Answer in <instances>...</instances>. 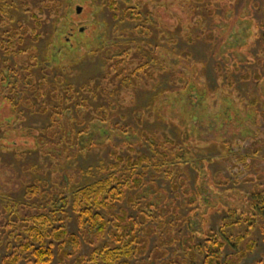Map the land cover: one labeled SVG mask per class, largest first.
<instances>
[{
    "label": "trees",
    "instance_id": "trees-1",
    "mask_svg": "<svg viewBox=\"0 0 264 264\" xmlns=\"http://www.w3.org/2000/svg\"><path fill=\"white\" fill-rule=\"evenodd\" d=\"M22 1L28 7L29 0ZM58 1L49 0L57 18L68 16L71 4ZM107 4L115 20H143L137 7H128L121 14L118 0H108ZM6 5L7 0H0V29L9 26L0 38V93H6L4 100L17 115L23 113L22 105L49 114L51 124L39 132L26 126L32 141L29 148L44 155H47V147L54 149L50 155L54 159L53 165L58 167L55 179H36L27 186L26 204L6 200L0 206V248L8 252L2 256L0 264H52L55 258L59 264H241L256 248L253 236L257 229L264 241V170L256 167L255 176L236 180L238 184L245 181L247 185L240 206L222 201L212 203L201 177L202 168L208 170L212 160L194 159L201 165V170L198 169L196 161L191 160V157L195 158L192 143L187 142L192 140L187 135L191 131L185 132L182 128L178 139L164 131L144 132L138 141L147 144L149 153L138 151L136 142L122 138L115 143L110 137L104 138L101 144L112 145L113 158L105 166V176L73 189V176L80 182L83 171L80 168L68 170L62 160L68 161L78 153L99 146L93 138L84 141L95 131L92 124L99 121L110 130H123L113 121L118 116L116 109L121 106L120 102L111 100V107L102 104L92 117L86 118V112L92 107L87 95L98 92L110 98L120 91V85L156 84L157 74L148 61L132 67V52L140 51L141 47L126 38L106 46L101 42L91 48L89 53H99L104 59L102 79H90L82 84L70 82L64 70L75 63L60 65L49 61L61 38L57 37L58 30L49 35L48 51L43 55L29 48L19 49L27 37L38 41L42 34L37 31L32 36L29 25L12 24L13 18L8 15ZM46 6L43 2L40 15L44 14ZM40 15H32L39 27L43 21ZM139 27L144 31V25ZM257 29L255 24L251 41L259 37ZM120 33L121 36L128 35ZM262 47L264 50V41ZM141 52L137 53V61H143ZM8 55L13 56L12 61L6 57ZM261 63L263 65V61ZM159 68L165 70L166 66ZM256 72V77L248 74L243 78H253L260 85L264 75ZM191 82L190 79L189 82L182 80L174 91L188 92ZM193 86L198 88L195 83ZM112 87L115 91L110 90ZM254 106H258L257 101H252L250 109ZM259 114L264 117V109ZM1 140V150H8L15 144L7 138ZM225 145V152H230V142ZM257 150H260L258 145L255 154ZM187 152L192 156H187ZM238 160L244 163L240 168L245 166L248 170L253 166L246 157ZM188 167L197 170L194 187L190 184ZM160 177L169 181L174 197H169L168 192L159 187L157 179ZM223 182L226 186L230 184ZM217 183L219 181H214V188L218 187ZM160 193L164 194L162 200L157 199ZM31 201H35L36 206H32ZM216 212L222 215L217 230L210 224L211 215ZM74 217L76 233L69 226ZM84 244L90 247L88 254L82 252ZM227 247L233 252L225 256ZM263 262L260 260L256 264Z\"/></svg>",
    "mask_w": 264,
    "mask_h": 264
},
{
    "label": "rangeland",
    "instance_id": "rangeland-1",
    "mask_svg": "<svg viewBox=\"0 0 264 264\" xmlns=\"http://www.w3.org/2000/svg\"><path fill=\"white\" fill-rule=\"evenodd\" d=\"M59 1L71 4L68 16L57 18L49 0H29L28 7L22 0H7L6 9L13 18L12 24L21 22L29 25V35L33 36L37 31L42 34L38 41L27 37L19 49L29 48L43 55L48 51L49 35L58 30L57 37L62 40H57L49 61L60 65H69L73 61L75 65L64 70L65 77L70 82L82 84L90 79L99 81L103 78L104 59L99 53H89L91 48L101 42L106 46L127 38L139 43L143 52V61H137L139 49L132 52V67L148 61L158 77V82L150 86L142 82L138 86L120 85V91L110 98L98 92L87 95L92 107L86 112V118L92 117L102 104L111 107V100L120 102L121 106L116 109L118 116L113 121L127 132L110 130L99 121L92 124L95 131L84 141L93 138L99 146L78 153L68 161L62 160L68 170L80 168L83 171L80 182H76L73 176V189L105 176V166L113 158L112 145L101 144L104 138L110 137L115 143L122 138L136 142L138 151L149 153L147 144L138 141L144 132L164 131L171 138L178 139L184 128L185 132L191 131L187 135L192 140L186 141L192 143L195 158L191 157V160L196 161L198 169L201 170V165L194 159L212 160L208 170H201L210 201L240 206L247 185L243 180L240 184L236 180L255 176L256 167L264 170V117L259 114L264 109V80L257 85L255 79L243 78L248 74L256 77V71L264 75V0H118L121 14L128 7H137L143 16L142 21L115 20L108 0ZM43 2L47 6L44 14L40 15L39 8ZM77 6L82 7L81 13L76 11ZM33 13L42 16V26H37ZM255 24L258 25L259 37L251 41L255 35ZM138 25H144V31L137 28ZM7 28L9 26L1 27L0 38ZM120 32L128 33L127 37L121 36ZM232 56H236L238 61ZM6 57L13 60L12 55ZM156 58L161 61H155ZM161 65L166 69L160 70ZM189 79L192 82L188 92L174 91L182 80L189 82ZM194 83L198 88L193 86ZM110 90L115 91L113 87ZM4 94L0 93V143L1 139L7 138L15 144L8 150L0 149V206L6 200L26 204L27 186L36 179L50 181L57 177L58 166L53 165L54 159L50 155L54 149L47 147V155H44L29 148L32 141L26 130L28 125L36 128L35 133L48 127L51 117L27 105H22L23 113L17 115L4 100ZM252 101H257L258 106L250 109ZM226 142L232 145L230 152L224 150ZM257 145L260 150L255 154ZM186 155L192 156L189 152ZM239 157H246L253 166L248 170L245 166L240 168L244 163L238 160ZM187 171L194 187L197 170L188 167ZM214 181H219L217 189ZM223 181L230 184L226 186ZM157 183L169 197H174L167 179L160 177ZM163 198V193L157 197ZM35 201L30 202L32 206H36ZM221 218L218 212L211 215L213 229H219ZM69 226L72 232H78L75 217ZM253 237L256 248L241 264H256L264 260L260 230L257 229ZM89 251L90 247L84 244L82 252L88 254ZM0 252L1 262L2 256L8 252L3 247ZM232 252L227 247L224 254ZM52 264H59L56 258Z\"/></svg>",
    "mask_w": 264,
    "mask_h": 264
},
{
    "label": "water",
    "instance_id": "water-1",
    "mask_svg": "<svg viewBox=\"0 0 264 264\" xmlns=\"http://www.w3.org/2000/svg\"><path fill=\"white\" fill-rule=\"evenodd\" d=\"M76 11H77L78 13H81V11H82V7H81V6H77ZM81 31H83V28H81Z\"/></svg>",
    "mask_w": 264,
    "mask_h": 264
}]
</instances>
